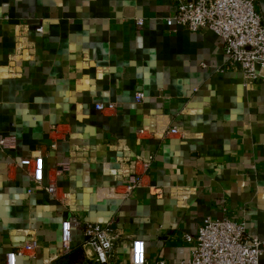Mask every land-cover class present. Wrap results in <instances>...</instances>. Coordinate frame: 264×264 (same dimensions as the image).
<instances>
[{"label":"crops","instance_id":"obj_1","mask_svg":"<svg viewBox=\"0 0 264 264\" xmlns=\"http://www.w3.org/2000/svg\"><path fill=\"white\" fill-rule=\"evenodd\" d=\"M257 10L264 20V0ZM176 11L175 0H0V135L15 140L0 148V264L31 240L41 248L18 264H100L79 229L59 257L69 217L121 231L105 264H130L135 240L145 264H187L206 217L264 240V82L223 71L221 39L168 26ZM27 158H42L43 184Z\"/></svg>","mask_w":264,"mask_h":264},{"label":"built area","instance_id":"obj_2","mask_svg":"<svg viewBox=\"0 0 264 264\" xmlns=\"http://www.w3.org/2000/svg\"><path fill=\"white\" fill-rule=\"evenodd\" d=\"M259 0H175L176 14L167 19L168 26H178L191 32L209 30L223 42L226 63L223 71L239 70L245 84L264 82V20L257 10ZM142 26L143 21L137 20ZM42 32V29H38ZM144 94L136 95V103L144 100ZM100 112L115 111L116 105H96ZM53 128L52 131H55ZM177 133V129L167 132ZM15 145L11 137L0 135V148L9 150ZM52 148H56L53 144ZM154 156L137 157L141 163V174L131 173L129 176L130 190L143 183V176L148 172ZM20 167L32 175L36 184H43V160L27 158L20 162ZM67 167L58 171L62 173ZM45 190L59 199V188L51 182ZM79 229L85 238L84 248L92 252L93 262L105 264L110 261L112 252L123 239V234L111 224L84 223L76 217H69L61 226V245L59 257H67L72 253V231ZM189 242L193 241L187 237ZM41 248L40 241L31 240L19 249L6 255L5 264H18L19 256L32 255ZM264 256V240H253L249 237L244 222L231 220L227 217L213 219L206 217L198 229L192 258L187 264H261ZM145 244L135 240L131 244L130 264H145ZM186 264V263H185Z\"/></svg>","mask_w":264,"mask_h":264}]
</instances>
